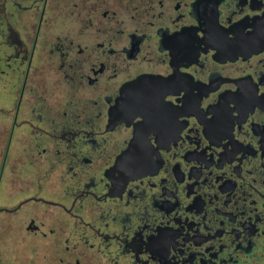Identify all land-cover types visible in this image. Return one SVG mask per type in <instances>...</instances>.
<instances>
[{"label": "flooded vegetation", "instance_id": "obj_1", "mask_svg": "<svg viewBox=\"0 0 264 264\" xmlns=\"http://www.w3.org/2000/svg\"><path fill=\"white\" fill-rule=\"evenodd\" d=\"M0 264H264V0H0Z\"/></svg>", "mask_w": 264, "mask_h": 264}]
</instances>
